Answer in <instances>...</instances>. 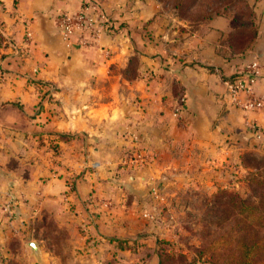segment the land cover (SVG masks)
I'll return each instance as SVG.
<instances>
[{
  "label": "crops",
  "instance_id": "0c3cea01",
  "mask_svg": "<svg viewBox=\"0 0 264 264\" xmlns=\"http://www.w3.org/2000/svg\"><path fill=\"white\" fill-rule=\"evenodd\" d=\"M3 3L0 252L6 261L60 262L61 252L51 249L46 239L32 236L24 241L25 235L32 234L25 230L27 227H20V232L29 257L10 249V226L19 227L28 220L30 223L34 216L37 219L47 211L69 232L78 227L82 231L81 242L88 249L91 242H107L109 235L126 236L133 232L124 223L134 215L130 207L122 205V191L129 185H146V177H140L146 172L135 170L136 179L132 177V182L124 185L120 178L109 176V167H115L119 160L116 152L125 143L123 120L131 103L133 107L151 106L142 112L141 120L147 122V128L139 130L137 126L143 132L144 143L159 137L162 150L172 152L175 145L182 144L180 136L189 134L187 144L197 147L195 141L204 132L215 136L223 127H246L245 113L252 110L232 103L229 84L247 62H261L263 69L256 90L264 89L262 24L254 47L240 57L232 54L223 41L229 30L228 20L212 19L187 36V26L180 27L177 21L174 28L173 18L164 16L156 0ZM81 11H85L94 29L100 23L99 15L121 21L123 11L129 16L128 27L111 35L101 31L98 37L88 31H76L65 40L60 27L62 18ZM133 58L139 59L142 66L133 79H128L125 73ZM178 101L176 118L171 105ZM253 115L257 123L252 127H264V112ZM48 131L74 134L76 138H59L60 153L52 157L38 139L40 133ZM10 196L18 200L12 220L3 210ZM31 241L38 243V254L27 245Z\"/></svg>",
  "mask_w": 264,
  "mask_h": 264
},
{
  "label": "rangeland",
  "instance_id": "374dc122",
  "mask_svg": "<svg viewBox=\"0 0 264 264\" xmlns=\"http://www.w3.org/2000/svg\"><path fill=\"white\" fill-rule=\"evenodd\" d=\"M156 1L164 16L173 18L174 28L177 21L180 27L187 26V36L207 19L225 18L229 26L228 37L225 36L229 50L240 57L254 47L258 30L264 26V0ZM3 4L0 0V10ZM143 27L146 35L147 28ZM3 32L0 23V45ZM3 55L0 53V59ZM132 60L133 70L130 68L125 73L128 79L137 75L135 67L139 59ZM256 85L250 97L260 99L262 107L248 111L236 105L248 111L246 127L231 128L229 133L223 127L215 136L204 132L195 141L197 147L187 144L189 134L180 136L182 144L172 143L177 144L172 152L162 150L159 137L151 143L143 141V132L139 130L146 129L147 122L141 120H144L142 112L151 106L133 107L128 103L127 117L123 120L125 143L116 152L119 160L115 167H109V176L120 178L124 185L132 182L135 170L146 172V176H140L146 177V185H129L122 191V205L130 207L134 215L124 223L133 232L126 236L109 235L107 242H91L88 249L81 242L82 231L78 227L69 232L47 211L37 219L34 216L30 223L28 220L19 227L10 226V249L29 257L20 232L27 227L25 230L32 234L25 235L24 241L32 236L41 237L51 244V249L61 252L60 262L56 264H243V246L264 235V127H252L257 123L254 112H264V89L257 91ZM179 105V101L171 105L176 118ZM64 135L76 138L74 134ZM167 137L171 141L170 134ZM42 138L38 137L40 142L41 139L46 144L49 142L46 135ZM46 144L45 152L51 151L52 157L60 153ZM137 150L147 157L146 162L126 164ZM261 245L259 250L263 249L258 257L252 255L248 259L250 264H264V241ZM0 254L3 260L0 264H10L2 251ZM11 264H26V261L14 259Z\"/></svg>",
  "mask_w": 264,
  "mask_h": 264
},
{
  "label": "built area",
  "instance_id": "2783aa9c",
  "mask_svg": "<svg viewBox=\"0 0 264 264\" xmlns=\"http://www.w3.org/2000/svg\"><path fill=\"white\" fill-rule=\"evenodd\" d=\"M97 20H99L100 23L97 25V29H94V24L87 19L85 11H81L73 16H65L60 22L62 35L65 40H69L70 37L75 35L76 31H88L93 34L92 36L98 37L101 31H104V24L108 22V18L102 14L98 16ZM29 36L30 34H27L26 38H29ZM262 69L263 67L260 61L247 62L241 68L240 74H237L229 84V94L232 103L249 110H255L262 107V101L260 99L258 100L256 97H250L254 94V88L261 76ZM242 95L245 97L242 98ZM179 110L180 108H178L177 111ZM176 112L175 114L177 115L178 113ZM146 160L147 157L137 150L133 157L125 162L128 165H137L139 162L145 163ZM3 210L6 212L9 219L12 220L14 210L12 207L11 196L4 203Z\"/></svg>",
  "mask_w": 264,
  "mask_h": 264
},
{
  "label": "trees",
  "instance_id": "16d2710c",
  "mask_svg": "<svg viewBox=\"0 0 264 264\" xmlns=\"http://www.w3.org/2000/svg\"><path fill=\"white\" fill-rule=\"evenodd\" d=\"M122 16H123V19L121 21L118 20V19H114L112 17L108 18V22L104 24V26H105L104 27V32L107 35H111V34L117 32L118 30H120L123 27H128L127 15L123 11H122ZM210 20H212V18L205 20L204 22H202V24L206 23V22H208ZM228 34H229V32H228ZM227 35H226V37H228ZM226 37H225V40H223V41H224V43L227 44L228 42H227V38ZM228 47H230V46H228ZM232 53L234 54V51H232ZM132 62H134V61L132 60ZM138 62H139V64L135 67L136 71H138L141 68V66H142L141 61H138ZM130 68H131V70H133L132 63H131V67ZM45 135H46L47 139L49 140V142L47 144L42 142V139H43L42 136H45ZM38 136L40 138H42L41 139V144L42 145L46 144V145H48V147H52V149H53V151L55 153H57L59 151V143H57L56 141H58L59 138L66 137V135H64V134H57V133H53V132H51V133H40ZM56 150H58V151H56ZM12 206H13L14 211L17 212V210H18L17 209L18 200L16 198L12 199ZM260 225H261V223H260ZM263 241H264V235H263L262 238L260 237L258 240L253 241L252 244H246V245L243 246L242 256L245 258L243 264H250V261L248 259L252 255H257V257H258L259 253L263 249V247H262L259 250L260 246H262L261 243ZM18 244H19V242H18ZM13 261L14 260H11L10 264H11V262L13 263Z\"/></svg>",
  "mask_w": 264,
  "mask_h": 264
},
{
  "label": "water",
  "instance_id": "95a60500",
  "mask_svg": "<svg viewBox=\"0 0 264 264\" xmlns=\"http://www.w3.org/2000/svg\"><path fill=\"white\" fill-rule=\"evenodd\" d=\"M29 246L31 247V249L33 250V252H36L38 254L39 247H38V243L36 241H31L29 243Z\"/></svg>",
  "mask_w": 264,
  "mask_h": 264
}]
</instances>
